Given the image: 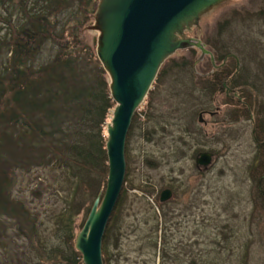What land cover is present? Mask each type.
<instances>
[{
	"label": "rangeland",
	"instance_id": "374dc122",
	"mask_svg": "<svg viewBox=\"0 0 264 264\" xmlns=\"http://www.w3.org/2000/svg\"><path fill=\"white\" fill-rule=\"evenodd\" d=\"M93 18L84 25L72 8L58 16L59 31L77 26L83 45L96 52L98 33L87 30ZM185 36L207 53L180 51L168 60L133 120L126 196L107 240L108 258L112 264H264V198L252 175L264 149V0H227ZM56 53L48 43L35 65ZM221 72L229 77L213 91ZM198 152L213 155L210 166H196ZM67 175L49 168L17 173L12 199L31 219L0 213V264H35L41 243L49 249L63 242L60 216L74 189ZM147 187L149 195L140 190ZM166 189L172 199L159 204ZM83 194L74 200L83 201ZM101 197L89 196L75 209L76 237Z\"/></svg>",
	"mask_w": 264,
	"mask_h": 264
},
{
	"label": "trees",
	"instance_id": "16d2710c",
	"mask_svg": "<svg viewBox=\"0 0 264 264\" xmlns=\"http://www.w3.org/2000/svg\"><path fill=\"white\" fill-rule=\"evenodd\" d=\"M98 3L99 0H0V213L19 220L31 219L19 201L12 199L11 186L19 171L55 169L68 174L67 180L74 187L59 221L63 242L49 249L41 243L42 256L35 264H84L75 247L73 213L89 196L102 193L103 199L107 188V126L116 106L108 77L96 52L83 45L78 27L68 26L62 31L58 27V16L72 8L82 16L84 25L89 24ZM48 43L57 53L49 62L36 66ZM221 73L210 86L213 91L229 77ZM162 74L163 71L159 77ZM263 155L264 149L252 175L259 179V194L264 198ZM147 189L140 190L149 195ZM79 192L84 193L80 202L74 200ZM125 196L123 188L105 234L104 264H112L107 240ZM160 206L157 204L158 209ZM150 207L159 233L160 216ZM155 246L162 254L161 244L156 242Z\"/></svg>",
	"mask_w": 264,
	"mask_h": 264
},
{
	"label": "water",
	"instance_id": "95a60500",
	"mask_svg": "<svg viewBox=\"0 0 264 264\" xmlns=\"http://www.w3.org/2000/svg\"><path fill=\"white\" fill-rule=\"evenodd\" d=\"M227 0H100L94 22L97 57L108 75L115 103L107 128L108 180L103 199L97 198L75 247L84 264H104L103 242L126 178V142L133 119L143 105L164 64L180 51L204 45L185 33L200 27L201 18ZM202 116V115H201ZM201 154L199 166L211 164ZM172 197L164 191L161 202Z\"/></svg>",
	"mask_w": 264,
	"mask_h": 264
},
{
	"label": "flooded vegetation",
	"instance_id": "af4514ba",
	"mask_svg": "<svg viewBox=\"0 0 264 264\" xmlns=\"http://www.w3.org/2000/svg\"><path fill=\"white\" fill-rule=\"evenodd\" d=\"M223 86L225 88V87H227V84H224ZM229 91H232V90H229ZM210 115H214V113H210ZM196 162H197V160H196Z\"/></svg>",
	"mask_w": 264,
	"mask_h": 264
}]
</instances>
